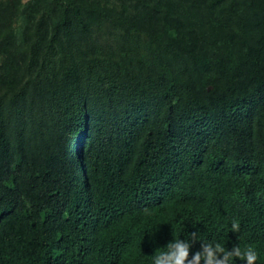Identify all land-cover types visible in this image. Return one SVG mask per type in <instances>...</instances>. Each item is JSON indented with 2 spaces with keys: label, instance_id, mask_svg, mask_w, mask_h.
<instances>
[{
  "label": "trees",
  "instance_id": "trees-1",
  "mask_svg": "<svg viewBox=\"0 0 264 264\" xmlns=\"http://www.w3.org/2000/svg\"><path fill=\"white\" fill-rule=\"evenodd\" d=\"M7 8L0 264H264V0H50L21 43Z\"/></svg>",
  "mask_w": 264,
  "mask_h": 264
},
{
  "label": "clouds",
  "instance_id": "clouds-1",
  "mask_svg": "<svg viewBox=\"0 0 264 264\" xmlns=\"http://www.w3.org/2000/svg\"><path fill=\"white\" fill-rule=\"evenodd\" d=\"M232 232L240 231L239 221L231 223ZM201 240L196 232L189 239L176 238L153 256V264H233L234 259L239 258L244 264H257L260 256L253 245H247L243 249L234 245L227 249L220 242H202L200 250L193 253L192 243ZM203 241V240H201Z\"/></svg>",
  "mask_w": 264,
  "mask_h": 264
},
{
  "label": "rangeland",
  "instance_id": "rangeland-1",
  "mask_svg": "<svg viewBox=\"0 0 264 264\" xmlns=\"http://www.w3.org/2000/svg\"><path fill=\"white\" fill-rule=\"evenodd\" d=\"M89 3L91 0H83ZM9 10L8 30H13L18 42H23L22 29L29 18H37L50 0H0Z\"/></svg>",
  "mask_w": 264,
  "mask_h": 264
}]
</instances>
